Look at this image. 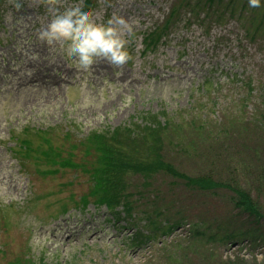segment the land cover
Listing matches in <instances>:
<instances>
[{
    "label": "rangeland",
    "instance_id": "rangeland-1",
    "mask_svg": "<svg viewBox=\"0 0 264 264\" xmlns=\"http://www.w3.org/2000/svg\"><path fill=\"white\" fill-rule=\"evenodd\" d=\"M180 1L187 7L172 34L145 54L142 39L177 0H84L93 22L125 21L114 27L130 55L120 67L97 60L85 74L39 38L73 0H0V264H264V194L237 174L264 168V2ZM152 121L163 128L170 169L147 166L150 182L127 170L130 211L76 207L91 182L70 169L53 173L59 160L75 155L86 165L91 134L102 141L116 132L119 143ZM224 132L231 140L221 157L238 162L209 174L201 144ZM197 175L237 179L262 218L241 214L226 190H197Z\"/></svg>",
    "mask_w": 264,
    "mask_h": 264
},
{
    "label": "trees",
    "instance_id": "trees-1",
    "mask_svg": "<svg viewBox=\"0 0 264 264\" xmlns=\"http://www.w3.org/2000/svg\"><path fill=\"white\" fill-rule=\"evenodd\" d=\"M207 5L210 6L214 0H205ZM199 2V1H196ZM223 16L219 17L221 19ZM172 18V20H175ZM170 26L166 21L161 25L157 26L155 31L152 32L148 39V48L154 49L159 44L161 38L164 36V31ZM250 33V30H249ZM150 128V129H149ZM136 130V131H135ZM120 131H124L121 129ZM163 128L154 121L145 126H134L132 129H126V133L130 136H125L119 143L116 141V132L106 133L109 137H104L102 141H95L94 134L88 138V142L91 141L93 144L85 150V156L87 157L86 165L78 164L74 161L76 159L75 155L72 157L69 155L68 159H60V155H56L54 158L60 159L59 165H65L67 168L74 170H80L83 175H85L90 184V197L96 202H106L107 204L117 205L125 202L128 205L129 194L126 193V188L123 185V176L127 173V170L134 172V174L142 175L143 180H150L148 176L144 173L147 166L151 173L157 172L158 169L168 171L170 166L165 165V161L162 159V140L161 133ZM205 143L201 144L204 148V152L200 156L210 163L209 174H212L214 168H218L220 165H229L238 162L237 155L233 156L229 162H227L223 157H221L222 152L226 150L227 141L231 140V136L227 135V132L222 133V137L213 136L209 133ZM112 136V137H111ZM152 138V139H151ZM150 139V140H149ZM213 140L216 143L213 144ZM209 141V142H207ZM118 144H117V143ZM213 144L212 149L210 146ZM122 146V147H121ZM192 149L190 146H186ZM125 149L130 152L129 157L121 159L117 152H125ZM208 149V150H207ZM194 150L196 151V146L194 145ZM46 156L51 155V150L45 152ZM92 154V155H91ZM139 158L140 162L132 163V159ZM92 159L90 163L88 160ZM227 162V163H226ZM218 163V164H217ZM120 164V166H118ZM56 166V165H55ZM233 167V165L225 166L226 168ZM123 172V174H122ZM237 174L242 177L244 181H251L259 189V191L264 194V168L259 167L254 170L249 169V171H238ZM198 179H195V187L197 190H226L228 193L235 195L236 200L240 201V206L237 208L233 203L232 206L239 210L241 214H245L248 217L262 218V215L258 214V211L251 201L249 194L240 186L237 179L222 177L221 180H213L212 183L210 175H197ZM196 177V178H197ZM181 180L185 183V178L181 176ZM122 183V184H121ZM204 188H202V187ZM22 260V258H13L10 264H33L29 261Z\"/></svg>",
    "mask_w": 264,
    "mask_h": 264
},
{
    "label": "clouds",
    "instance_id": "clouds-1",
    "mask_svg": "<svg viewBox=\"0 0 264 264\" xmlns=\"http://www.w3.org/2000/svg\"><path fill=\"white\" fill-rule=\"evenodd\" d=\"M262 2L264 0H248V5L259 8ZM124 23L122 19L95 23L84 0H73L62 11L57 10L53 14L39 38L49 45L58 44L69 67L80 73L91 74L97 60L102 59L111 66L120 67L130 59L127 41L114 27V24Z\"/></svg>",
    "mask_w": 264,
    "mask_h": 264
}]
</instances>
